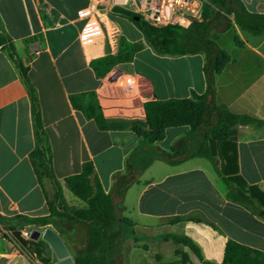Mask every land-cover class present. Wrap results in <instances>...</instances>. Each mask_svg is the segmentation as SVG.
I'll return each instance as SVG.
<instances>
[{
    "label": "crops",
    "instance_id": "crops-1",
    "mask_svg": "<svg viewBox=\"0 0 264 264\" xmlns=\"http://www.w3.org/2000/svg\"><path fill=\"white\" fill-rule=\"evenodd\" d=\"M88 1L0 0L2 34L7 39L0 40V264H40L34 253L21 247L12 231L24 241L23 230L32 225L21 217L43 220L48 214L47 203L53 198L50 180L37 178L34 171L31 103L11 53L27 68L36 90L54 176L65 201L75 207H81V200L70 191L66 178L79 174L83 163L91 161V178L109 193L115 178L126 171L127 156L141 141L130 127L109 124L144 122L146 101L183 98L191 91L201 94L205 90L203 54L177 55L190 58L187 71L194 68L196 74L180 95L161 96L151 76L137 68L136 60L149 50L151 56H173L157 54L149 46L137 51L132 61L120 63L117 75L112 71L109 76H97L76 38L81 25L77 11ZM238 1L249 12L264 13V0ZM50 14L54 19L60 17L62 25L52 26ZM230 19L231 27L226 31H207L230 57L215 77V99L234 113L264 121V34L251 35ZM128 30L131 41L142 40L135 27L128 24ZM225 34H230L231 43ZM35 42L41 44L37 53L31 50ZM125 75L135 80L136 89L130 96L121 95L117 85ZM88 91L95 94L103 127L71 105L70 95ZM236 130L239 174L264 192V125L237 124ZM186 131L185 126L169 127L162 140L170 134L174 143ZM171 145L163 149L170 150ZM203 159L193 157L176 165L156 159L135 177L122 198L121 215L130 221L131 230L121 235L120 264H221L228 240L264 252V209L229 199L226 186L211 163ZM54 230L74 259L72 245L85 244V227L64 225L63 232ZM172 236L192 240L201 259ZM54 261L56 258L50 263Z\"/></svg>",
    "mask_w": 264,
    "mask_h": 264
},
{
    "label": "trees",
    "instance_id": "trees-1",
    "mask_svg": "<svg viewBox=\"0 0 264 264\" xmlns=\"http://www.w3.org/2000/svg\"><path fill=\"white\" fill-rule=\"evenodd\" d=\"M119 12V15H114ZM113 18L121 26L120 19L128 20L140 32L141 42L131 41L132 33L126 34L122 29L118 50L113 55L93 59L91 68L97 76H104L115 64L130 62L143 44L155 53L177 56L201 53L204 56L202 72L205 90L201 94L191 91L188 97L150 100L144 103L145 121L109 124L113 127H130L141 141L126 158V171L118 175L109 193H105L99 181L92 177L91 161L82 165L79 174L66 178L70 191L86 204L81 207L70 206L64 199L60 185L51 166L50 146L42 127L39 103L27 68L13 57L19 68L21 78L27 89L31 103V112L35 130V147L31 152L34 171L37 178L46 177L53 187V198L47 203L48 214L43 220L21 217L31 225L51 224L54 229L63 232V226H84L87 233L85 244L80 247L72 245L74 264H120L119 242L121 240V223L130 229L131 223L121 215L122 198L135 177L152 161L159 159L176 165L193 157L207 159L227 188V197L238 203H245L255 209H264V192L255 184H248L239 174L237 161V124L264 125L262 119L243 113H234L224 103L216 102L215 77L230 61L228 54L217 42L207 36L210 28L218 32L231 27L232 17L235 24L243 31L259 36L264 34V13L247 11L238 0H207L202 7V19L193 21L187 26L168 23L165 26H152L141 18L120 8L113 9ZM0 20V40L7 42L2 34ZM211 95L208 99L207 96ZM71 105L80 110L86 118L94 119L99 126L104 122L94 92L88 91L72 94ZM185 126L187 131L178 138L170 150L155 145L165 136L169 127ZM116 199V202H114ZM264 217V215H262ZM6 228V227H4ZM12 230V229H10ZM131 230V229H130ZM13 236L27 251L35 254L40 264H50L44 255L42 240L23 241L19 233L12 231ZM174 241L189 247L200 259L198 246L185 236H172ZM30 245L31 248L29 247ZM30 252V251H29ZM221 264H264V252L228 240L224 249Z\"/></svg>",
    "mask_w": 264,
    "mask_h": 264
},
{
    "label": "built area",
    "instance_id": "built-area-1",
    "mask_svg": "<svg viewBox=\"0 0 264 264\" xmlns=\"http://www.w3.org/2000/svg\"><path fill=\"white\" fill-rule=\"evenodd\" d=\"M202 0H89L87 4L77 11V19L81 25L76 38L87 58L93 60L117 52L122 30L113 18V9L120 8L138 15L146 23L161 27L171 23L173 17L187 21L202 19ZM117 12L114 15H119ZM52 26H61V18H53L50 14ZM47 29V28H45ZM41 49L40 42L32 44L31 50L37 53ZM114 74H118L119 70ZM109 72L107 76L111 73ZM136 89L135 80L129 75L122 78L119 85L121 95L130 96ZM23 237L29 239V229L23 230ZM3 258L0 255V259Z\"/></svg>",
    "mask_w": 264,
    "mask_h": 264
},
{
    "label": "rangeland",
    "instance_id": "rangeland-1",
    "mask_svg": "<svg viewBox=\"0 0 264 264\" xmlns=\"http://www.w3.org/2000/svg\"><path fill=\"white\" fill-rule=\"evenodd\" d=\"M120 24L126 34H129L128 24L134 27L131 24V22H129L128 20H124V19H120ZM225 35L226 36H223V37H228L227 43H231L232 40L230 38V34H225ZM143 46H145V44H143ZM150 53H151V50H149V52H145L141 54L140 56H138L136 60L137 68H141L142 70H145L151 76V78L154 81L156 91L161 96L180 95L184 91L186 85L194 79V76L196 74L194 68L192 71L191 70L187 71L186 62H187V59H189V61H191V59L190 58H180L181 56H173L171 58H160L158 56H151ZM145 55H147V59ZM119 67H120V64H115L113 67L110 68V70L107 73L111 72L114 69L119 70ZM121 83H122V78L117 81V85L119 86ZM172 142H173L172 135L169 134L168 136L165 137L164 140L160 142L158 147L163 149L164 148L163 146H169V144L173 145L174 143ZM203 161H207V160L203 159ZM67 196L72 197V195L69 192H67ZM80 200L81 202L79 206H84L86 204V201L82 199ZM118 202H119V206H121L122 202L121 201H118ZM70 206H75V205H70ZM120 225H121L122 231L124 233L127 232V230L129 229L128 226L125 223H121ZM31 227L34 229H38L39 231H43L44 228L47 227V225L46 226L45 225H32V226H27L26 228L30 229ZM30 240L32 239L29 237V239H25L24 241H30ZM43 242H44V246H43L44 255L47 256L51 262L55 258V256L51 248L49 247V245L45 241ZM31 246L32 245H30L29 247L31 248ZM29 251L32 253L30 249Z\"/></svg>",
    "mask_w": 264,
    "mask_h": 264
},
{
    "label": "water",
    "instance_id": "water-1",
    "mask_svg": "<svg viewBox=\"0 0 264 264\" xmlns=\"http://www.w3.org/2000/svg\"><path fill=\"white\" fill-rule=\"evenodd\" d=\"M133 19L138 20L139 16H134ZM191 21H194V19H192ZM171 23L179 24L182 26L188 25L186 20L178 17H173L171 19ZM207 98L210 99L211 95H208ZM114 202H116V199H114ZM30 238L32 240L41 238L49 245L56 258V261L50 264H74V261L70 256L69 250L67 249L63 239L61 238L59 233L52 227H46L43 231L32 229L30 231Z\"/></svg>",
    "mask_w": 264,
    "mask_h": 264
}]
</instances>
